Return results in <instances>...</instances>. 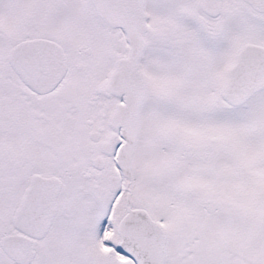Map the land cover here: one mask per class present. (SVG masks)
<instances>
[{
  "label": "snow or ice",
  "instance_id": "snow-or-ice-1",
  "mask_svg": "<svg viewBox=\"0 0 264 264\" xmlns=\"http://www.w3.org/2000/svg\"><path fill=\"white\" fill-rule=\"evenodd\" d=\"M0 264H264V0H0Z\"/></svg>",
  "mask_w": 264,
  "mask_h": 264
}]
</instances>
